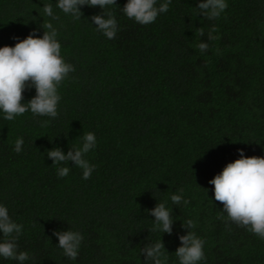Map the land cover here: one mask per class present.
Wrapping results in <instances>:
<instances>
[{
  "label": "trees",
  "instance_id": "1",
  "mask_svg": "<svg viewBox=\"0 0 264 264\" xmlns=\"http://www.w3.org/2000/svg\"><path fill=\"white\" fill-rule=\"evenodd\" d=\"M56 2L0 0V46L33 30L42 36L51 20L43 6L51 4L61 55L75 68L58 89L55 119L29 111L7 121L0 112V204L23 226L24 264H146L141 248L160 235L168 264H179L175 250L189 219L205 240L198 264H264V240L218 219L227 213L209 183L238 149L264 157V0H226L215 20L198 14L199 0H171L149 25L127 18V0H116L110 10L119 31L111 40L91 20L98 6H81L74 21ZM213 26L219 38L208 40ZM202 40L209 44L203 53L196 47ZM23 95L27 102L35 88ZM87 132L97 138L86 155L95 165L91 177L83 179L72 161L68 176L58 177L47 151L79 147ZM181 188L187 206L171 202ZM161 202L172 208L171 235L151 230L147 210ZM67 229L84 236L75 260L53 235ZM0 264L19 262L0 257Z\"/></svg>",
  "mask_w": 264,
  "mask_h": 264
},
{
  "label": "clouds",
  "instance_id": "2",
  "mask_svg": "<svg viewBox=\"0 0 264 264\" xmlns=\"http://www.w3.org/2000/svg\"><path fill=\"white\" fill-rule=\"evenodd\" d=\"M171 0H127L122 11L129 19H134L140 25L154 23L161 13L169 10ZM117 5L116 0H57L58 7L64 14L70 15L73 20H80L83 16L81 6L99 7L100 14L91 16L96 30L101 32L109 40L115 39L119 31L118 22L111 6ZM226 0H199L196 6L198 14L206 19L215 20L227 9ZM43 12L50 17L49 22L41 25L44 29L42 36H36L35 30L23 39H16L12 46H0V112L7 121H13L16 117L26 112L34 116H46L55 119L58 115V105L61 95L58 91L62 82L69 74L75 71L71 63L65 61L61 55V44L57 37L58 29L51 21L60 18L53 11L51 4L43 6ZM106 17V18H105ZM217 29L213 26L207 33L208 40H216L219 37L213 35ZM200 37L205 36L203 28L197 29ZM203 53L209 48V44L203 40L196 46ZM219 54V49H217ZM35 88V95L27 102L24 100L25 90ZM49 121L45 120L42 126H47ZM24 140L18 137L14 144V151L20 153ZM97 138L93 132L84 133L82 144L79 147L69 148L67 152L59 147L47 151V156L52 164L57 165V176L60 178L68 176L70 172L69 161L72 166L82 170V178L87 180L95 170L86 155L94 149ZM239 157L227 163L220 173L209 180L213 185L215 201L223 205V215L218 219L225 220L243 227L249 232L264 240V157L245 156L243 149H238ZM183 189L171 195L173 205L183 203L187 206L190 201L183 196ZM154 217L152 231H159L169 235L173 232L172 208L166 207V203H156L147 210ZM182 227L187 229L186 234L180 235V245L175 250L179 264H198L206 259L203 246L205 240L198 237L192 231L196 227V221L189 219ZM23 226L12 220L5 205L0 204V233L3 240L0 242V257L18 261L24 264L30 259L26 251H18V239L22 235ZM231 231V228L228 229ZM58 238V247L63 250L64 256L75 260L84 240L79 231L65 230L53 231ZM144 260L152 264H168V251L160 239L153 244H146L141 248Z\"/></svg>",
  "mask_w": 264,
  "mask_h": 264
}]
</instances>
